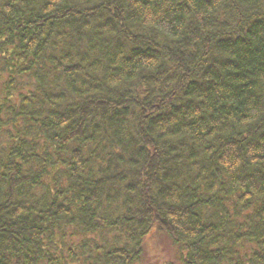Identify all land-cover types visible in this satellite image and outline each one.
Returning <instances> with one entry per match:
<instances>
[{
    "label": "trees",
    "instance_id": "1",
    "mask_svg": "<svg viewBox=\"0 0 264 264\" xmlns=\"http://www.w3.org/2000/svg\"><path fill=\"white\" fill-rule=\"evenodd\" d=\"M161 244L264 264V0H0V264Z\"/></svg>",
    "mask_w": 264,
    "mask_h": 264
},
{
    "label": "rangeland",
    "instance_id": "2",
    "mask_svg": "<svg viewBox=\"0 0 264 264\" xmlns=\"http://www.w3.org/2000/svg\"><path fill=\"white\" fill-rule=\"evenodd\" d=\"M154 242V240L152 241ZM163 244V243H162ZM157 245L156 246V252L154 253V256L150 257V260H152L151 262H144L145 264H162V262L164 263L165 260H168L170 258H174V257H178V255L176 254L174 248L172 246H169L170 249L166 246V249H163V245Z\"/></svg>",
    "mask_w": 264,
    "mask_h": 264
}]
</instances>
